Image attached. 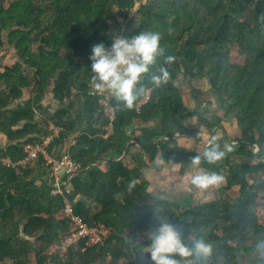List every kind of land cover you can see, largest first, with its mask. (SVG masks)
I'll list each match as a JSON object with an SVG mask.
<instances>
[{"label": "trees", "instance_id": "trees-1", "mask_svg": "<svg viewBox=\"0 0 264 264\" xmlns=\"http://www.w3.org/2000/svg\"><path fill=\"white\" fill-rule=\"evenodd\" d=\"M138 3L139 20L129 36L160 33L164 54L153 68L165 66L169 80L154 87L146 74L131 109L108 99L115 120L105 137L110 119L103 95L90 85V48L101 41L109 46L118 17L129 18ZM5 45L19 60L0 70V142L7 139L5 147L0 143V264H150L147 254L139 256L140 246L150 242L157 211L183 235L203 228L213 244L208 264H264L254 250L264 238V0H0V49ZM166 56L174 59L165 63ZM201 76L209 79L221 115L187 106L176 82ZM28 89L29 99L14 106ZM49 90L53 108L43 105ZM226 121L235 123L238 144L220 161L201 159L199 165L225 177L218 201L195 204L151 194L143 169L156 164L161 151L154 170L179 165L184 174L205 149L194 152L170 141L176 133L200 145L194 130L210 134ZM49 136L50 154L72 142L68 155L80 166L57 195L42 156L25 168L3 162L22 160L26 145ZM133 138L141 148L129 152ZM66 201L89 228H104L102 243L83 240L63 255L50 253L74 226L63 213Z\"/></svg>", "mask_w": 264, "mask_h": 264}, {"label": "clouds", "instance_id": "clouds-1", "mask_svg": "<svg viewBox=\"0 0 264 264\" xmlns=\"http://www.w3.org/2000/svg\"><path fill=\"white\" fill-rule=\"evenodd\" d=\"M159 32L143 30L130 37L113 34L109 46L104 42L94 43L88 57V70L94 92H108L125 108L131 109L137 99L138 82L147 74L154 87L169 80V72L163 65L153 68L158 56H163ZM165 63L174 58L166 56ZM231 146L221 147L215 136H210L207 147L191 159L197 171L190 177L191 186L199 191L217 188L225 177L216 172L199 168L201 159L212 164L220 161ZM157 225L148 232L149 244L140 246L141 258L147 254L150 264H208L213 256V244L203 234V228L191 229L187 235L175 227L168 218L155 215ZM135 244V243H134ZM254 250L264 261V238L257 239Z\"/></svg>", "mask_w": 264, "mask_h": 264}, {"label": "rangeland", "instance_id": "rangeland-1", "mask_svg": "<svg viewBox=\"0 0 264 264\" xmlns=\"http://www.w3.org/2000/svg\"><path fill=\"white\" fill-rule=\"evenodd\" d=\"M139 7L140 3H138L137 6L134 7L132 12L130 13L131 17L129 18L125 19L121 16L118 17L117 22L114 23V25H116V29L114 32L115 34L123 37H130V26L128 27L127 25L135 26L136 22L139 20V18H137L139 17V15H136V11ZM123 26H125V28ZM236 51V48H232L231 56L233 57L234 61H239L240 56ZM18 60L19 58L13 47L5 45L3 49H0V70H3L5 66L13 65ZM176 83L183 91L184 100L186 101L187 106L192 109H197L198 106L201 105V112L208 109L210 113L209 117H211L212 115H221L220 104L217 101V97L213 92L211 83L208 78L201 76L196 77L195 79L187 80L184 77H181ZM30 93V89L25 90L24 96L20 100H18L14 104V106L27 101L30 97ZM101 95H103V100L106 101H108V99L112 97L108 92H104ZM53 104V95L49 90L43 102V105L53 108ZM52 111L54 110L52 109ZM38 119H40V117H38ZM191 124L195 125L196 121H192ZM51 127H53V125L50 126V130ZM55 128L56 127H54V130ZM56 129L58 130V128ZM198 131L194 130L196 134L200 135L202 144L198 145L194 138L184 135L177 136L176 140H178V144L183 148H188L189 150H193L194 152H196L197 150L206 148L209 137L215 136L217 142L221 140L226 141L230 144L231 150H233V148L237 144L236 140L240 138L239 131L235 123H231L228 121L223 123L220 127L213 129L210 134L206 133L205 131H202L201 133L199 128ZM2 140L5 144L6 140L4 136H2ZM222 145H224V142H222ZM235 161L237 162V160ZM180 168V166L166 165L165 169L161 173H158L156 170H154V168H144L143 171L147 176H150L152 181V186L150 188L151 194L164 200H171L176 202L194 201L195 204H205L209 202H216L219 200V190L224 183H222L217 188H210L207 191L202 192L196 190L191 186L189 181L190 177L195 174L194 172H196L197 169L189 167L184 174H181L179 171ZM250 180H253V178H250ZM259 215L261 222L264 224V211L262 209L261 211H259ZM244 263L247 264V261L245 260Z\"/></svg>", "mask_w": 264, "mask_h": 264}, {"label": "built area", "instance_id": "built-area-1", "mask_svg": "<svg viewBox=\"0 0 264 264\" xmlns=\"http://www.w3.org/2000/svg\"><path fill=\"white\" fill-rule=\"evenodd\" d=\"M102 105L105 107L106 115L110 119V124L106 128L107 134L105 137H109L113 132V121L115 120V111L109 106L107 101L103 100ZM54 135H57L59 129L51 127ZM52 136H49L42 144H28L25 147L26 156L18 161L13 162L9 159H4L3 162L5 166L9 168H25L26 166L34 163L39 159L40 156L46 161V165L49 167L51 177H53L54 189L53 194H62V186H66L75 173L79 170V165L76 164L68 154L55 156L48 152V148ZM65 178L67 181L65 182ZM63 213L66 217L70 218L74 226L72 227L71 233L68 237L61 243L55 244L50 248V253L61 252V254L67 253V251L77 246L81 241L88 240V245L95 246L102 243L103 238L107 235L104 228H89L85 225L82 219L74 215L72 205L66 201L65 209Z\"/></svg>", "mask_w": 264, "mask_h": 264}, {"label": "crops", "instance_id": "crops-1", "mask_svg": "<svg viewBox=\"0 0 264 264\" xmlns=\"http://www.w3.org/2000/svg\"><path fill=\"white\" fill-rule=\"evenodd\" d=\"M131 17V16H130ZM137 18H139V17H137ZM137 23V22H136ZM128 27L130 26V30H131V28L132 27H134L133 25H127ZM124 28H125V26H123ZM130 30H129V32H130ZM136 137V136H135ZM5 140H6V143L4 144L3 143V140H2V137H1V146L2 147H5L6 145H7V139H6V137H5ZM135 138H133L132 140H131V142H130V144L128 145V150H129V152H133V151H135L136 150V148H138V145H137V143H135ZM72 145V142H67V143H65V145H64V148L62 149V148H59L56 152H54L53 153V155H56V156H58V154H59V156H60V154L61 155H64V154H68V149H69V147ZM176 166H179V165H176ZM180 171V170H179ZM195 173V172H194ZM51 174V173H50ZM146 174V173H145ZM147 179H148V181L150 182V188H151V178H150V176H147ZM225 186V181H224V184L221 186V188L222 187H224ZM220 188V189H221Z\"/></svg>", "mask_w": 264, "mask_h": 264}, {"label": "water", "instance_id": "water-1", "mask_svg": "<svg viewBox=\"0 0 264 264\" xmlns=\"http://www.w3.org/2000/svg\"><path fill=\"white\" fill-rule=\"evenodd\" d=\"M180 135L189 136V135H185V134H182V133L179 132V133H176L175 136H173V138L170 139V141H173L174 139L177 138V136H180ZM167 140H168V139H167ZM135 143H137L138 147L141 148V146L138 144L137 140H135ZM129 144H130V142H128L127 147H128ZM237 144H238V143H237ZM237 144H236V145H237ZM127 147H126V150H127ZM258 151H259V150H257V151L255 152V154H257ZM125 155H126V152L124 153L123 157H124ZM123 157H122V158H123ZM162 157H163V152L161 151L160 157H159V159H158V161H157L156 164H158V163H160V162L162 161ZM143 163H144L145 166H147V163H146V157H145V156L143 157ZM156 164H154V165H152V166H149V168H154V167L156 166ZM76 173H77V172H76ZM76 173H75V174H76ZM252 184H254V182H251V183H250V185H252Z\"/></svg>", "mask_w": 264, "mask_h": 264}]
</instances>
